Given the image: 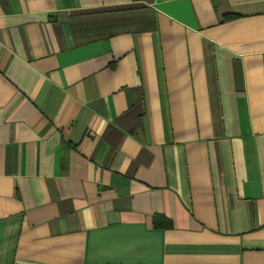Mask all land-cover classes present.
I'll return each mask as SVG.
<instances>
[{
  "label": "crops",
  "instance_id": "1",
  "mask_svg": "<svg viewBox=\"0 0 264 264\" xmlns=\"http://www.w3.org/2000/svg\"><path fill=\"white\" fill-rule=\"evenodd\" d=\"M0 264H264V0H0Z\"/></svg>",
  "mask_w": 264,
  "mask_h": 264
}]
</instances>
